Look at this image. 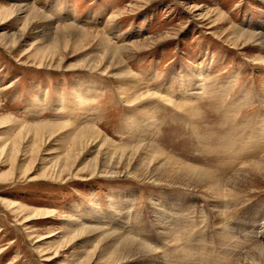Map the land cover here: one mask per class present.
I'll use <instances>...</instances> for the list:
<instances>
[{
  "label": "rangeland",
  "instance_id": "rangeland-1",
  "mask_svg": "<svg viewBox=\"0 0 264 264\" xmlns=\"http://www.w3.org/2000/svg\"><path fill=\"white\" fill-rule=\"evenodd\" d=\"M25 3L44 11L54 26L27 25V15L18 13L0 17V90L6 89L0 117L75 130L91 124L117 146H146L206 170L231 165L230 177H242L247 163L240 160L264 135V66L256 65L264 59V0H0V7ZM233 27L254 40L239 39ZM125 45L131 51L121 58L130 75L91 70L108 49ZM137 93L152 98L129 103L127 96ZM188 102L201 119L178 108ZM5 126L0 142L15 140L20 130ZM63 133L47 139L32 172L21 168L30 158L32 134L16 167L0 157V264H85L97 245L89 235L71 244L66 219H78V228L120 229L156 251L121 264H264V256L243 261L264 248V176L245 187L242 206L226 200L227 242L204 189L172 187L155 170L159 166L143 158L114 166L91 147L59 179L69 151ZM45 172L54 178L45 180ZM45 210L54 216L22 224ZM99 252L91 264H112Z\"/></svg>",
  "mask_w": 264,
  "mask_h": 264
},
{
  "label": "bare ground",
  "instance_id": "bare-ground-1",
  "mask_svg": "<svg viewBox=\"0 0 264 264\" xmlns=\"http://www.w3.org/2000/svg\"><path fill=\"white\" fill-rule=\"evenodd\" d=\"M14 8H17V9L15 10ZM14 8L13 9H7V8L4 9V8L0 7V11H1L0 17L12 19L15 17V13H18L20 15H27V17H26L27 25H30L33 21L36 22V21L40 20L44 23L47 22V23H50L51 26H54L53 20L48 15H46L44 13V11L37 8L35 5L29 6L28 4L25 3V5L16 6ZM74 28H77V26L75 27V25H73V26L69 25V28H66V29L73 30ZM77 29H79V28H77ZM240 31H242V29L240 30V28L233 27V32L238 33L239 39L250 38V39L254 40V38H255L254 34L252 36V33H248L245 31L240 32ZM262 39L264 41V36L262 37ZM14 44L16 45V42H14ZM133 44H135V43H133ZM135 46L136 45H134V47ZM129 50H130L129 46H126V45L125 46H119V47H113V49H108L106 51V53H104L102 56H100L99 58L94 60L95 63H93V65L91 66V70L106 72V73L107 72L110 73L111 71L112 72L117 71L118 72L117 76L118 75L122 76L123 73L120 71V69H125V72L128 75H130L131 72L129 71L128 68L126 69V66H124L122 58H121L122 57L121 53L129 52ZM125 55H127V54H125ZM254 61H256V60H254ZM263 63H264V59L258 58L256 61V65L262 64L264 66ZM37 68H39V67H37ZM112 75H113V73H112ZM115 76H116V74H115ZM122 78H123V76H122ZM118 80H119V78H118ZM4 91L0 90V96H1L2 92H4ZM125 94L128 95V93H125ZM137 94L133 95L131 97L127 96V99H128L127 101L129 103H131L133 101L136 102L137 100L140 99L139 102L141 103V102L148 100L149 98H152L151 94H146V95H145V93L144 94L141 93L138 95ZM134 97L136 100H133ZM132 104H134V103H132ZM234 105H238L241 107V103H235ZM192 106L193 105L190 102H188L187 106H184L183 104H179L178 108L179 109L181 108L184 112L191 114L193 117H195L198 120L201 119L202 115L199 112V110L193 109ZM6 124L8 125V130L9 129H15L17 131L20 130L19 132H17V134H16L17 138L15 140L8 142V139H5V140L3 139L0 142V150H1L0 157H3V155H4L12 167H14V166L16 167L18 162L20 161L19 157H20V154L22 152V146H23L26 138L28 136H30V134H32V136H33V141H32L33 145L31 144L32 147L31 146L29 147L30 158L29 159L27 158L28 162L22 164V166H21L22 169L26 168L25 174L33 171L32 169L34 168V166L38 162L39 154H41L40 153L42 150L41 148H42V146H44V144L47 143V139L51 140L53 137L58 136L57 134L59 132L64 131V133H63L64 136L61 137V139L64 140V142L66 143V144L64 143V145H66L65 146L66 149H67V147L69 148L68 149L69 151L66 152V158L64 159L63 166L58 168V172L56 173V176L59 179L63 176V174L65 172H67L69 170L72 171V169L76 166V163H77L79 157H81V155L83 154V152H86L87 150L91 149V147H95L99 150L98 152L100 154H103V152H105L106 158L114 166L121 165V164H122V166H130L131 164H134V161H136V160H139L138 164H141L140 161L141 162L147 161L149 164L154 163L155 165H158L159 167H157L155 170L160 171V169H161L160 173L162 175L161 176L162 179L166 178L165 180L171 181V184H169V185H171L174 188L179 189V187H181V189L189 190V191L192 187H194L193 190H195V188L196 189L198 188L199 190L204 189L203 193L207 194L210 197V201L213 203V209L215 210V212L219 213L220 229L223 230L224 239L227 242L232 241V239L228 240L229 230H228L227 226H224L222 224L223 220H225V218H228L227 216H229L228 204L225 203L226 200H228V202H232V204H229V206H232V207L233 206L234 207L240 206L242 204V201H244L245 196H247V190H245V187L250 186V185H254L256 178H259L260 176H264V135L262 136V139H263L262 144L260 146L258 145L254 149V152L253 151L250 152V155H248V156L243 155L244 157H242V158H244V161H243V159L240 160L241 165L242 164L245 165V163H247V168L244 170L243 174L241 175L242 177L241 178L240 177L231 178L232 176L230 177V175L233 172V170L235 169L234 166L233 167L231 165L226 166V167H224L223 171H220V170L218 171L217 169L215 171H213L211 169L206 170L204 168L202 169V168H196L195 166L193 167V165L192 166H189V165L186 166L184 163L180 164L179 160H178L179 162L176 161L177 158L176 159H171L168 157L166 158V156L164 157L163 154L160 153V150L158 151L155 148H154L155 150L153 151L151 147H150L151 148V150H150L149 147L145 148L146 146L143 147L142 145H139L138 147L132 146V145H130V146H117L111 139H109L107 136H105L103 134V132L98 127L93 126L91 124H86V125L82 126L83 128L75 130V129H71L69 124H65L64 126H61L60 124H59V126H54V125H51L48 123H44V124L40 123V124H32V125L27 124L26 125V124H24V123H22L16 119L12 118V117H8V115L4 116V117H0V125L5 126ZM262 131H264V130L262 129ZM29 156L27 154V157H29ZM141 158H143V161L140 160ZM235 161L237 163V160H235ZM232 163H234V162H232ZM238 164H240V163H238ZM145 170L146 169H144V171ZM53 171L56 172L57 169H54ZM137 172H139V171H137ZM112 173H115V172H112ZM110 174H108V175H110ZM75 175H77V174H75ZM95 175H97V167H94V170H93V177ZM43 176H44L45 180H48V178L49 179L54 178L53 173H48V172L47 173L45 172ZM35 178L36 177L31 178L30 181H35L36 180ZM151 178H154V177H151ZM245 178H248V179L246 180ZM146 179H147V177L143 180H146ZM162 179H160L161 181L157 179L156 182H162ZM138 180H141V179H138ZM178 184H180V185H178ZM199 190H197V191H199ZM201 195H203V194H201ZM52 216H54V212L49 211V210H45L44 212H41L39 214L31 213L30 215L23 217V223L22 224L33 223L34 221H36L38 219H48ZM229 218H230V216H229ZM64 221H68V223H70L69 227H68L69 231H72V232H70L71 234L74 233L72 235L73 238H71L72 239L71 244L75 241L74 240L75 238H79L80 236L89 235L87 237L88 242H91L92 244L96 243V245H97L96 250L89 254L88 261L85 262V264H91V260L97 254V251L99 250V248H100V252H99L100 258L99 259L100 260L104 259V258H107L109 260L112 259V261L114 260L112 262V264L113 263L114 264H121V263H123L129 259L135 258V257L141 258L142 256H145V255L156 254L155 250L148 247L146 244L142 243L141 241H139L133 237H130L127 234H124L120 229L118 230V229L113 228V230H108V229H105L104 227H100V226L98 227L96 225H95V227L94 226L89 227L90 226L89 225L88 227L80 226L78 228V227H76L78 224H80V221L78 219L70 220V221L66 219ZM75 223H76V225H75ZM246 226H247V224H245V226H243V224H242V227L244 229H247ZM25 227L27 228L28 225H25ZM75 228H77V230H75ZM165 230H167V229H165ZM167 233H165V234H167ZM247 233H248V231H247ZM53 235L54 234H52L51 236H47V238L52 237ZM247 237H249V235ZM237 243H239V242H237ZM240 243H242V242H240ZM234 244H236V243H234ZM234 244H232V245H234ZM248 244L250 245V243L245 242V245H248ZM100 245H101V247H100ZM234 246H237V244ZM241 247H243V246H240L239 248H241ZM236 248L237 247H234L235 250H236ZM258 249H261V248L256 249L257 251H255V252H258L259 254H257V256L255 258H252L253 253H248V255L245 256V258L243 257V261L244 260L247 261V260L251 259L252 262L253 261L255 262L256 259L261 260V258L264 256V248H263V250H258ZM234 253L235 252L233 251V254ZM241 253H242V251H241Z\"/></svg>",
  "mask_w": 264,
  "mask_h": 264
}]
</instances>
